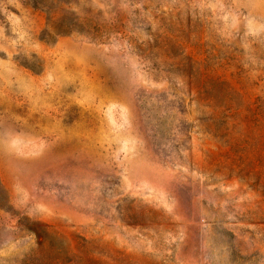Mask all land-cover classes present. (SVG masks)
Masks as SVG:
<instances>
[{
  "label": "rangeland",
  "instance_id": "374dc122",
  "mask_svg": "<svg viewBox=\"0 0 264 264\" xmlns=\"http://www.w3.org/2000/svg\"><path fill=\"white\" fill-rule=\"evenodd\" d=\"M43 1L0 0V264H264V0Z\"/></svg>",
  "mask_w": 264,
  "mask_h": 264
},
{
  "label": "trees",
  "instance_id": "16d2710c",
  "mask_svg": "<svg viewBox=\"0 0 264 264\" xmlns=\"http://www.w3.org/2000/svg\"><path fill=\"white\" fill-rule=\"evenodd\" d=\"M45 2V3H44ZM48 2H54V3H58V5H70L71 1L70 0H47V1H43L42 4L43 6H47L48 8ZM50 9L52 7H49ZM78 19H73L72 21L67 22L66 20H63V22L61 23V25H59V27L57 28L56 32L58 34H68L71 33L72 31L76 30L78 27ZM77 31V30H76Z\"/></svg>",
  "mask_w": 264,
  "mask_h": 264
}]
</instances>
